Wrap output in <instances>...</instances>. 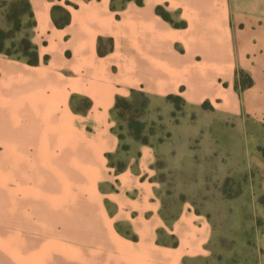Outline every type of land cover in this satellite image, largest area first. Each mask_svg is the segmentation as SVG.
I'll return each instance as SVG.
<instances>
[{
	"label": "crops",
	"instance_id": "0c3cea01",
	"mask_svg": "<svg viewBox=\"0 0 264 264\" xmlns=\"http://www.w3.org/2000/svg\"><path fill=\"white\" fill-rule=\"evenodd\" d=\"M28 2L39 62L0 54V264H197L210 222L187 206L164 217L150 145L110 163L112 108L140 90L231 111L243 69L242 105L264 114V0Z\"/></svg>",
	"mask_w": 264,
	"mask_h": 264
},
{
	"label": "rangeland",
	"instance_id": "374dc122",
	"mask_svg": "<svg viewBox=\"0 0 264 264\" xmlns=\"http://www.w3.org/2000/svg\"><path fill=\"white\" fill-rule=\"evenodd\" d=\"M14 5L25 9L15 0H0V29L9 35L6 48L12 42L18 47L32 33L26 12L12 14ZM19 20L20 30H15ZM253 84L249 72L236 70L232 88L238 105L231 111L208 100L196 105L166 96L150 101L135 90L112 112L113 129L125 148L110 163L122 164L124 152L137 144L150 145L155 154L151 178L164 217L187 206L210 222L206 255L197 264H262L264 114L242 105ZM249 97L257 103L254 95ZM162 240L170 241L165 235Z\"/></svg>",
	"mask_w": 264,
	"mask_h": 264
},
{
	"label": "trees",
	"instance_id": "16d2710c",
	"mask_svg": "<svg viewBox=\"0 0 264 264\" xmlns=\"http://www.w3.org/2000/svg\"><path fill=\"white\" fill-rule=\"evenodd\" d=\"M124 1H127V0H123ZM137 4H141L142 0H134ZM15 2H18L22 5H24L25 9L24 11L21 10L20 8L16 9V6H12L13 9L11 10L12 11V14H21L22 13H25L28 15L29 17V26L30 28L33 27L34 25V21L32 19V13H31V10H30V6H29V2L28 0H15ZM122 6V5H120ZM112 7H115L113 4H112ZM56 7H53V9H55ZM156 12L162 17L164 18L165 20H167L168 22L172 23V25L176 26V27H182L184 26V22L183 21H177V22H174L170 16V14L165 11L162 7L158 6L156 7ZM66 16H68L67 13H65ZM20 23V20L17 22V25L15 27V30H20V27H19V24ZM55 23L57 25H59V22L58 21H55ZM9 37V35L2 29H0V54L2 55H5V56H8V57H11V58H14V59H18V60H22L30 65H35L39 62V58H38V54H37V50H36V45L31 41V36L28 37V36H23L19 43H18V47L15 48V43H11V47L9 48H6L5 45H4V40ZM14 47V48H13ZM135 93V90H132L131 92V95L132 96L133 94ZM141 95H144L146 96L142 91L139 92ZM166 98L167 99H175V100H181L182 97L177 95V94H168L166 95ZM127 99L126 98H122V97H116V100H115V104L112 108V112L117 109L118 107V104L120 102H123V101H126ZM119 139H120V136H118ZM120 148L124 149L123 146ZM108 159L109 161L111 162L112 160V156L108 155ZM114 165V164H112ZM116 167L117 170H120L123 168L124 164H118V165H114ZM175 244V242H174Z\"/></svg>",
	"mask_w": 264,
	"mask_h": 264
}]
</instances>
